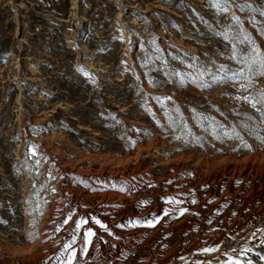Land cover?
Wrapping results in <instances>:
<instances>
[{"label":"rangeland","instance_id":"1","mask_svg":"<svg viewBox=\"0 0 264 264\" xmlns=\"http://www.w3.org/2000/svg\"><path fill=\"white\" fill-rule=\"evenodd\" d=\"M262 53L264 0H0V264H264Z\"/></svg>","mask_w":264,"mask_h":264},{"label":"snow or ice","instance_id":"2","mask_svg":"<svg viewBox=\"0 0 264 264\" xmlns=\"http://www.w3.org/2000/svg\"><path fill=\"white\" fill-rule=\"evenodd\" d=\"M238 19V18H237ZM225 38H227V35L225 34ZM251 59V58H250ZM259 74L260 75H264V53L260 54V68H259ZM243 75V73H234L232 75V79H236L238 76H241ZM203 86H207V85H203ZM243 87V86H242ZM240 99V98H238ZM244 100H249V97L248 96H244L243 97ZM256 103H260L261 105H264V92L260 93V99L256 102L253 103V107L255 108L256 107ZM237 136H239V134L237 133ZM186 211V210H185ZM182 214V213H181ZM67 221H65L66 223ZM86 223V221H85ZM97 223H99V221H97ZM80 225L78 224L77 227H79ZM89 236L93 235V233L90 231L88 233ZM67 248H71V244H68L66 245ZM203 251L205 252H212V251H216L215 248H206L204 249ZM72 257H75V250H73L72 252ZM68 264H72V258L69 259V262Z\"/></svg>","mask_w":264,"mask_h":264},{"label":"trees","instance_id":"3","mask_svg":"<svg viewBox=\"0 0 264 264\" xmlns=\"http://www.w3.org/2000/svg\"><path fill=\"white\" fill-rule=\"evenodd\" d=\"M157 87V86H156ZM157 88H159V87H157Z\"/></svg>","mask_w":264,"mask_h":264}]
</instances>
